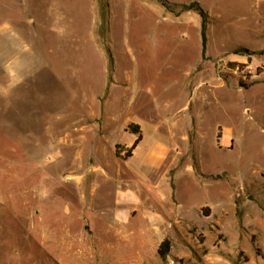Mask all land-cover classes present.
Here are the masks:
<instances>
[{"label":"rangeland","instance_id":"rangeland-1","mask_svg":"<svg viewBox=\"0 0 264 264\" xmlns=\"http://www.w3.org/2000/svg\"><path fill=\"white\" fill-rule=\"evenodd\" d=\"M187 129L175 181L142 167ZM0 264H264V0H0Z\"/></svg>","mask_w":264,"mask_h":264},{"label":"crops","instance_id":"crops-1","mask_svg":"<svg viewBox=\"0 0 264 264\" xmlns=\"http://www.w3.org/2000/svg\"><path fill=\"white\" fill-rule=\"evenodd\" d=\"M140 128L142 132V127L140 126ZM122 129L125 132H127L125 130V126ZM187 131L188 129L184 130L183 133H181L179 140L177 141L176 139L172 140L174 141V145L160 143L145 158V161L143 163L144 165H142V167L145 168L151 175H153V177L157 178L159 175L161 177L160 180H167V182H169L170 184H171V177H169L168 174L174 171L175 173L174 181H175L178 172L183 168V166H181L180 159L186 155V150L183 151L181 150V144H184V148H186L187 144L190 142V136L187 133ZM142 136H143V132H142ZM197 136L195 140L196 142H197ZM134 143L125 146L127 148H131L134 145ZM136 150L133 153V157L130 158L128 161L132 160L135 157ZM184 166L189 172L195 174L194 168L191 165H184ZM164 175H166V178L164 177ZM130 183L135 184L136 185L135 189H139L140 193H137V195L134 193H131V195L130 194L120 195V197L117 200V206H116L117 210L115 212V217L120 222H125L130 217L134 219L137 217V221H143L149 223L152 226V228H154L156 234L160 233L161 229H163L164 227L161 226L162 224H164V217L162 210L163 202L162 200H160L162 197L159 198L155 192L146 190L143 186H147L148 188V185H145V183L142 181L139 182V181L131 180ZM157 188H159V186L155 185L154 191H157ZM158 208L160 211H156ZM175 212H177L176 209Z\"/></svg>","mask_w":264,"mask_h":264},{"label":"trees","instance_id":"trees-1","mask_svg":"<svg viewBox=\"0 0 264 264\" xmlns=\"http://www.w3.org/2000/svg\"><path fill=\"white\" fill-rule=\"evenodd\" d=\"M181 12H190V11H196L198 12L202 19V40H203V53L205 54L206 52V43H207V36H206V31H207V16L205 12L200 8V6L197 3H193L191 5H182L180 6ZM236 54H244V55H252V52H249L245 49H238L235 51ZM240 86L242 88L248 89V86L240 82ZM127 132H130L131 134H134L137 136V140L135 141L134 145L131 148H127L126 146H121L117 145L116 146V156L118 159L122 161H128L130 158L133 157V153L138 147V145L141 143L143 140L141 128L138 125L131 124L128 126ZM171 251V245L170 241L164 240L159 249H158V255L162 260H166L168 255L170 254Z\"/></svg>","mask_w":264,"mask_h":264}]
</instances>
